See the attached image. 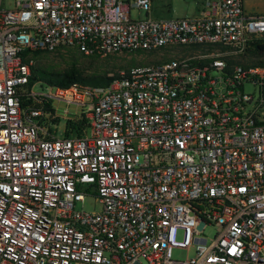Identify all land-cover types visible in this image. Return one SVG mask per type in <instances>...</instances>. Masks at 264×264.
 <instances>
[{
	"label": "built area",
	"instance_id": "2783aa9c",
	"mask_svg": "<svg viewBox=\"0 0 264 264\" xmlns=\"http://www.w3.org/2000/svg\"><path fill=\"white\" fill-rule=\"evenodd\" d=\"M3 2L0 264H264V70L227 62L264 36V16L243 0H204L176 19L151 18L153 0ZM176 45L205 52L106 87L29 85L33 51ZM61 103L80 109V134L55 135ZM89 197L100 210H76Z\"/></svg>",
	"mask_w": 264,
	"mask_h": 264
},
{
	"label": "rangeland",
	"instance_id": "374dc122",
	"mask_svg": "<svg viewBox=\"0 0 264 264\" xmlns=\"http://www.w3.org/2000/svg\"><path fill=\"white\" fill-rule=\"evenodd\" d=\"M203 1L204 0H153L150 17L153 19L191 18L196 15L198 9L201 8ZM12 2L13 0H4L2 7L8 9L12 5ZM146 17L147 14L142 10L131 11L132 19L142 20ZM261 38L264 40V36ZM204 52L205 49L203 48H186L176 45L158 51H138L135 53H121L103 58H91L78 55L73 49H59L55 52L42 54L37 57L29 55V58L33 61L34 66L56 71H62L68 68L74 59L77 67L82 70L84 76L106 74L110 77L133 67L160 64L172 59L187 58ZM227 62L230 65H237L244 69L260 68L264 70V67L258 65L259 62H264V59L252 57L248 52L240 56H228ZM214 76H217V74H214ZM35 89L39 90V86L36 85ZM244 92L246 94L257 96L259 94V88H255L250 83H246L244 86ZM66 108L68 109L67 114L64 113ZM80 113V109L73 105L67 107L63 103L59 104L56 113L59 118L52 126L53 130H57L55 135L57 137H64L67 121L76 118ZM100 208V204L95 201L94 197L86 198L83 203H78L76 205V210L88 213L98 212ZM205 233L208 236H213L214 231L207 228ZM193 256V249L188 253L185 249H174L172 251V257L175 260H185L186 257L192 258Z\"/></svg>",
	"mask_w": 264,
	"mask_h": 264
},
{
	"label": "trees",
	"instance_id": "16d2710c",
	"mask_svg": "<svg viewBox=\"0 0 264 264\" xmlns=\"http://www.w3.org/2000/svg\"><path fill=\"white\" fill-rule=\"evenodd\" d=\"M57 51V50H56ZM77 52V51H76ZM251 54L252 57L255 58H263L264 59V40L262 38L252 39L250 41V46L245 53ZM50 52L46 51H33L28 53L34 57L40 56L42 54H46ZM78 55L85 56L82 53L77 52ZM94 58L95 56H86ZM99 58V57H95ZM230 65V64H229ZM258 65L260 67H264V62H259ZM119 74L113 76H107L106 74H93L89 76H84L82 70L77 67L75 60L73 59L70 66L62 71L56 70H46L41 67L31 66V73L29 79V85L35 83H43L54 87H69L72 84H83L94 87H106L108 86L112 80L118 77ZM27 101H24L25 105ZM86 127L85 120L82 119H73L68 120L66 123V128L69 131H76L77 133H81ZM69 133L67 132V135Z\"/></svg>",
	"mask_w": 264,
	"mask_h": 264
},
{
	"label": "crops",
	"instance_id": "0c3cea01",
	"mask_svg": "<svg viewBox=\"0 0 264 264\" xmlns=\"http://www.w3.org/2000/svg\"><path fill=\"white\" fill-rule=\"evenodd\" d=\"M243 8L248 15L264 16V0H243Z\"/></svg>",
	"mask_w": 264,
	"mask_h": 264
}]
</instances>
